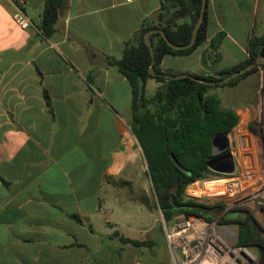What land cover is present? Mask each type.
Segmentation results:
<instances>
[{"label": "crops", "instance_id": "crops-1", "mask_svg": "<svg viewBox=\"0 0 264 264\" xmlns=\"http://www.w3.org/2000/svg\"><path fill=\"white\" fill-rule=\"evenodd\" d=\"M43 5L0 0V264H168L159 216L128 192H147L152 182L129 124L131 85L110 62L143 24L159 23L161 0H67L49 36L39 29ZM17 8L31 20L25 29L13 20ZM206 17L205 40L188 54L164 55L161 68L216 73L248 57L250 38L264 35V0H207ZM262 85L259 68L214 90L239 117L229 149L245 165L260 158L250 125L259 128L264 112ZM157 86L148 78L146 93Z\"/></svg>", "mask_w": 264, "mask_h": 264}, {"label": "trees", "instance_id": "trees-1", "mask_svg": "<svg viewBox=\"0 0 264 264\" xmlns=\"http://www.w3.org/2000/svg\"><path fill=\"white\" fill-rule=\"evenodd\" d=\"M201 5L202 0H161V7L154 12L159 14V23L143 24L133 40L125 44L122 56L110 60L131 85L132 117L129 124L142 147L157 203L165 222L178 215H196L212 221L218 218L224 209L222 200L204 203L184 194L188 185L208 178L209 174L214 172L208 168V162L219 153L213 152L212 139L218 134L229 133L239 120L234 109L221 104V98L214 90L232 86L243 77L262 68L261 90L264 98V58L258 65L234 76L222 85L199 82L188 76L166 78L149 73L151 54L144 41V33L152 28H163L173 43L186 44L199 18ZM66 6L67 0H44L43 23L39 25L43 35L49 36L54 31V24ZM167 14L169 17L165 18ZM178 15L187 16L189 19L173 24V18ZM206 16L207 8L196 40L187 48L171 47L159 32L149 34V41L154 50L153 65L156 72L172 75L189 73L196 77L218 80L264 53V35L253 36L249 40L248 57L216 73L201 74L161 68L159 63L164 55L188 54L205 40ZM211 45L215 46L214 41ZM148 78L155 79L159 84L152 94L146 93L145 82ZM250 129L257 132L253 125H250ZM173 157L179 164H176ZM229 213H233L234 216H229ZM218 221L235 223L238 227L236 243L251 249L256 248L260 256L255 264H264V226L256 219L250 208H231L224 212ZM121 240L135 246L146 244L144 240L129 237H122Z\"/></svg>", "mask_w": 264, "mask_h": 264}, {"label": "built area", "instance_id": "built-area-1", "mask_svg": "<svg viewBox=\"0 0 264 264\" xmlns=\"http://www.w3.org/2000/svg\"><path fill=\"white\" fill-rule=\"evenodd\" d=\"M13 20L22 29L31 24L29 17L20 8L14 11ZM257 129L260 158L256 164L245 165L232 151L235 161L233 172L218 173L221 177L200 179L190 185H202L209 180L216 181L217 184L212 190L202 194L210 198L221 196L225 210L235 207L257 209L264 220V112ZM188 192L190 196H200L195 190ZM162 224L170 251L168 264H255L257 262L251 248L238 245L236 242L229 243L224 239L216 220L208 221L196 215H178L168 223L162 220Z\"/></svg>", "mask_w": 264, "mask_h": 264}, {"label": "water", "instance_id": "water-1", "mask_svg": "<svg viewBox=\"0 0 264 264\" xmlns=\"http://www.w3.org/2000/svg\"><path fill=\"white\" fill-rule=\"evenodd\" d=\"M206 8H207V0H202L199 18L197 19L196 23L194 24L193 29H192L191 38L186 44L180 45V44L173 43L169 39V37L167 36V34L163 30V28H152V29H149L148 31L145 32L144 41L147 44V46L150 50V54H151V62H150V65L148 67V71L150 74L161 75V76H164L166 78H181L184 76H188V77L194 78L195 80H197L199 82H203V83H207V84H211V85H222L225 82H227L228 80H230L231 78H233L234 76H236L240 73H243V72L249 70L250 68H252L253 66H256L259 64V62L264 58V53L259 54L252 62L245 65L244 67L237 69V70H234L231 73L225 75L224 77H222L221 79H218V80H211V79H206V78H202V77H196V76H193L189 73H181V74L172 75V74L161 73V72L159 73V72H156L154 70V65H153L154 64V50H153L152 44L149 41V34L152 32H159L163 36V38L167 42V44L170 45L171 47H173L175 49L187 48V47L193 45L195 40H196V34H197L198 29L202 25L204 15L206 12ZM168 17H169V14L165 15V18H168ZM179 18H181L179 15L175 16L173 18L172 23L175 24L177 19H179ZM39 23L42 24L43 19H41L39 21ZM229 135L231 137L233 136V134L230 132V133H226V134H218V135L214 136L212 139L213 152L219 153L218 156H216L215 158L211 159L208 162V168L214 172L231 173L235 169L234 157H233L231 151H226V149H229V146H233V145L229 144V140H228ZM173 160L176 162V164H179L174 157H173Z\"/></svg>", "mask_w": 264, "mask_h": 264}, {"label": "rangeland", "instance_id": "rangeland-1", "mask_svg": "<svg viewBox=\"0 0 264 264\" xmlns=\"http://www.w3.org/2000/svg\"><path fill=\"white\" fill-rule=\"evenodd\" d=\"M158 83V82H157ZM159 85V84H158ZM157 88V87H156ZM145 162H146V159H145ZM146 166H147V163H146ZM209 177L211 179H215V178H219L221 177L220 174L218 173H215V172H212L209 174ZM188 187L189 185L187 186V188L185 189V196L186 197H193L201 202H204V203H214L216 201H220V200H223V198L221 196H215V197H208L206 196L205 194H202V193H199L200 196H190V192H188ZM128 190V189H127ZM210 190H207V192H209ZM128 192L132 193V195H136L137 197L141 198L143 196L146 197V199H148V202L147 204L149 205L150 208H154L156 213H157V216H159V224L161 225V222L163 219V216H162V213L159 209V206H158V203H157V198H156V195H155V192H154V189H153V185L151 188L148 189L147 192L141 190L140 193L139 191L136 189V190H128ZM138 198V199H139ZM140 201V200H139ZM142 201V200H141ZM144 206V204H142ZM144 208V207H143ZM230 210V209H229ZM227 210L223 209L222 213L219 214L218 218H216L215 220L218 221L219 217L224 213L226 212ZM251 211L253 212V214L255 215L256 219L261 223H262V220L260 219L262 216L257 209H251ZM226 214V213H225ZM229 216H234L233 213H229L228 214ZM168 223V222H166ZM219 227V231L221 233V235L224 237V239H226L229 243H235L236 242V239H237V225L233 222H228V223H219V221L217 222ZM162 237L158 236L157 237V243H158V246H161V242H162ZM157 247V246H156ZM158 250V249H157ZM254 256L256 257L257 261L259 260V251L256 249V248H252L251 249ZM162 253V248H160L158 251H157V256H160Z\"/></svg>", "mask_w": 264, "mask_h": 264}]
</instances>
